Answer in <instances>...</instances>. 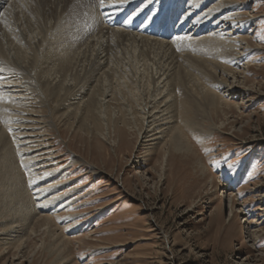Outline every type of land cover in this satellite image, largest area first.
<instances>
[{"label": "rangeland", "instance_id": "rangeland-1", "mask_svg": "<svg viewBox=\"0 0 264 264\" xmlns=\"http://www.w3.org/2000/svg\"><path fill=\"white\" fill-rule=\"evenodd\" d=\"M91 1L92 20L100 23ZM155 1L161 24L171 19L164 13L182 2L176 16L189 5L196 12L192 18L203 21L199 35L176 43L183 34H175L170 45L176 61L198 81L183 73L181 88H156L151 60L132 49L121 51L105 66L112 74L96 75L70 111L58 106L64 88H79L90 78L95 52L90 39L107 28L82 25L81 7L70 5L80 41L65 51L72 63L55 95L56 84L41 83L39 69L48 44L59 40L62 30L33 29L35 18L30 23L27 12L16 20L20 30L12 35L18 39L14 32L23 30L30 45L20 52L24 70L0 64V264H264V16L251 15L253 7L264 13V0ZM208 34H219L225 46L209 45ZM197 58L219 66H214L217 79L194 69L197 64L190 62ZM97 83L102 87L97 86L94 109L87 111L80 102L91 98ZM231 84L241 94L230 95ZM206 89L225 101L216 98V106L201 108L202 132L185 129L180 138L185 149L171 144L174 130L159 143L144 137L145 113Z\"/></svg>", "mask_w": 264, "mask_h": 264}, {"label": "bare ground", "instance_id": "bare-ground-1", "mask_svg": "<svg viewBox=\"0 0 264 264\" xmlns=\"http://www.w3.org/2000/svg\"><path fill=\"white\" fill-rule=\"evenodd\" d=\"M36 1H38V3H40V6L37 8H34L32 6V3L36 2ZM94 1L96 2V5L94 6V8L96 7L98 10L101 24L98 22L99 19L97 20V22H95V20H92V17H94V16H91L92 1L90 3V0H0V64L4 63V64H7L8 66L15 65L18 69L22 68L23 70L26 67L24 61L20 57V52L24 46L29 47L30 43H29V40H27L25 38V35H24L25 33H23V30H21L20 33H18L20 28L14 27V26H17L16 20L19 17L30 18V20H29L30 23L33 21V20H31V18L32 19L35 18L33 23H31V26L34 27L33 29H39V31L41 30L42 27L45 28L48 26H50L52 30H58L59 31V29H61L62 31L61 32L59 31V33L56 37L59 40L55 39L57 41L50 42L48 44L46 56L43 57V63L41 65V69H39L40 73H41V74H39L40 82L41 83L46 82L48 84H56L54 87H52V93H55V95H56V92L59 93L60 92L59 89H61V90L63 89L62 85H59L60 79H61V77H63L65 75V72L67 73L68 70H70V67H68L67 64L72 63L71 58H69L68 55L65 54L66 53L65 51H67V50L71 51L70 49H76L79 45V44H77V41H80V39H78L79 37L74 33L72 26H71L72 10H71L70 5L72 4L74 6H79L82 9V13H81L82 25H85V26L101 25L102 27L107 28V29L100 30L96 37H93L90 39L91 40L90 42L95 43L94 44V46H95L94 56L91 58L92 60L90 63V67L88 68V70L91 69L88 72L90 78L89 77L86 78L87 80H85L79 88H74V87L73 88H69V87L64 88L65 94H64V97L62 96L63 100L58 105L60 108L67 109V111H70L71 110L70 106L73 103H75L74 101H76V99L81 98V96L85 93V90L87 89L86 87L89 86V84L93 81V78L96 75H99L100 77L98 79H101V76L102 77L104 76V78H106V77H109L110 74H112L109 72V70L105 69V66H107L108 61H111V60H109V59H111L110 57L115 55V53H118L121 51L126 52V50H131V49L133 52H137L140 56H142L143 60H145V61L151 60L150 62L153 64V66H155L154 68L157 69L156 76L154 77V75H155V73H154V75L152 77L154 80L156 88L159 84H162V87L167 91H169V88L173 89V87L175 85H177V86H179V88H181L182 85L184 86V81L186 80L185 79L186 76L188 78L193 77L192 81H198L194 76L189 75V71L184 70L185 68L181 67L182 64H180L178 61H176V58H178V55H175L174 53H172L171 49H170V48H172V46H170V45L172 43H174L172 38L177 36V35L175 36V34H181V35L183 34V37H184L183 40L185 41V39H187L188 36H191L192 34H198V33L200 34L202 32L200 26L203 25V23H202L203 21H201V23H202L201 24L200 22L197 21L198 18H196V16H193V18H192L191 15L196 13V12H192L193 8L192 9L190 8L192 10L191 11L189 9V5H187V8H183V10L181 12H178L177 16H176L175 13L177 12V10L179 8L182 7L183 2L179 6H176L178 4V3H176V5H175L176 7H174V8L172 7L173 11L166 13V14L164 13L165 17H171V19H168V18H167V20L165 19L162 22V26H160L161 15H160L159 11H158L159 13L156 15V16H158V18L155 17V14L158 10V6L155 7V5L157 3L155 0H153V3L151 0H124V3L119 8H109V7L101 8L100 7V0H94ZM112 2H114V0H105L106 4L112 3ZM223 2H226V0H224ZM198 3H199V1H198ZM200 4H201V2H200ZM219 6L220 5H218V7ZM238 6L239 5H237V7ZM153 7H154V11H153ZM195 7H196V4H195ZM195 10L197 11V10H199V8L196 7ZM232 10H234L233 7H232ZM253 11H255L254 7L252 8V14H251L253 18L264 16V13L256 14ZM26 12L29 13V15H27V14L25 15ZM198 13L200 14V11ZM208 13H209V11H208ZM246 14L248 15V14H250V12L249 13L247 12ZM24 15H25V17H24ZM210 15L211 14H209V16ZM217 15L219 16V14H217ZM37 16H39V17H37ZM173 16L176 17V20L173 19ZM212 16H213V14H212ZM153 17H155V18L153 19ZM239 17H241V15ZM190 18H191V20H189ZM226 18H228V16ZM234 19H237V16ZM250 19H252V18H250ZM36 20H38V21H36ZM42 20L44 21L43 24H39V22H42ZM188 20L191 21V24H189L190 26H186V25H188ZM237 21H239V20H237ZM62 22L64 23L63 27L60 26V25H62ZM230 22H232V21H230ZM68 24L71 27V29L67 28ZM122 24H123L122 29H113V27H115V25H122ZM59 26H60V28H58ZM247 27H249V26H247ZM13 29H15L16 31L18 29V32H14L16 37L20 36L18 39L12 35L11 31ZM215 29H218V27ZM221 30H223V29H221ZM224 30H225V28H224ZM232 30H234V29H232ZM241 30H242V28H241ZM42 31H40V32H42ZM62 33H63V36H62ZM141 34H145L147 36H143ZM223 34L227 35L226 33H223ZM148 36H151V37H148ZM207 36L208 37L204 38V41H206V42L209 41V42H207L209 45H212V46L219 45V44L222 45L224 43V46H225L224 41L226 39L220 38L219 34H216L215 36L208 34ZM154 37H159V39H161V40L155 39ZM188 38H190V37H188ZM227 39H229V38H227ZM241 39L243 41L247 40L246 37L245 38L242 37ZM169 40L171 42H168ZM242 40H241V42H242ZM177 41L178 40H176V43H177ZM81 43H83V42H81ZM181 43H183V41ZM229 47L232 48V43L229 44ZM246 47H247V45H246ZM242 49H243V47H242ZM132 51H130V52H132ZM211 52H212V49H211ZM235 53H236V51H235ZM60 55H61V57H60ZM113 57H112V59H113ZM197 59H198V61H196V62H190L191 65L197 64V65H195V67L194 66H191V67H194V69L197 71H200V70L207 71V74H209V76L211 78L217 79V76L215 73V71H216L215 67L217 68L219 66L215 63H212L209 60H204V59H199V58H197ZM150 62H148V63H150ZM108 64H110V63H108ZM38 67H36V70H38L37 69ZM222 68H223V70L231 73L234 78H237L235 76V73L232 72L233 71L232 69L226 68L223 66H222ZM108 69H110V68H108ZM52 71H53V73H52ZM183 73L188 74V75L184 76V80L180 79V77H183ZM200 74L202 75L203 73H200ZM120 76L121 75H119V77ZM196 77H197V75H196ZM100 81L103 82V80H99V82ZM106 81H108V80H106ZM217 83H219V82H217ZM99 85L101 86L102 84L97 83L94 86L92 93H91V96H90L91 98H89L87 101L80 102V104L82 103L83 105L86 103L85 106L87 107L86 108L87 111H91L92 109H94V100L93 99H95L94 96L98 95L97 86H99ZM185 85H186V83H185ZM1 87H2V85H1ZM237 87H238L237 85L231 84L228 88L229 94L230 95L231 94H237L238 95L239 93L241 94V91H239L240 89H238ZM158 89H160V88H158ZM208 89H206L207 92L203 95L200 94L201 92L198 93L199 95L194 94L193 92L191 93L192 95H190V94L187 95L183 92L185 95H183L182 98L179 97L178 100L175 98L172 101H169V100H168V102L165 101L164 105L162 104L163 107L160 110H157L158 113L156 111L153 114L149 113V112L145 113L146 117H143V118H144V120L146 119L145 121L148 124L146 126L147 129L144 128V134H145L144 137L147 138V137L151 136V138H149L150 140L148 139L149 141H155V143L157 141L159 143V141L163 138V136L168 134V133H166L167 131L174 130V132H172V134L170 136L171 144L177 150L185 149L183 147V145L180 143L181 135H182V133H184L185 129L187 130L190 128L191 129L195 128L196 133L200 134L202 132L200 130L201 127H200V122H199V119H200L199 112H202L201 108L204 110L205 109L204 107H206L207 105L208 106H213V105L216 106L217 103L221 104L223 101H225V100L221 99L220 97H218L215 93H213V91H210ZM185 90H186V88H185ZM187 90H188V92H190L189 89H187ZM1 91H2V89H1ZM59 95L60 94H58L57 96H59ZM103 95H104V91H103L102 96ZM216 98L218 101L217 103L215 102ZM220 100H221V102H219ZM96 103L97 102H95V104ZM80 104H78V105H80ZM177 104H179V105H177ZM159 106H157L155 108L156 109L160 108ZM141 123L143 124V122H141ZM163 126H166V127H163ZM14 175H15L14 173L11 175L12 178L14 177ZM28 207H29L28 211L33 212V207H30V205ZM45 208H47V207H45ZM231 208H232V205H231ZM9 210L11 211V209H9ZM17 213H21V211L17 212ZM230 213H232V210ZM30 214H32V213H30ZM230 215L231 214H229V217H230ZM37 219H39V217ZM41 221L44 223V225H48V227H51L49 217L43 216V217H41ZM15 230H18V229H15ZM12 232H14V230ZM5 245H7V244H5ZM61 261H62V259H61ZM62 263H65L64 260L62 261Z\"/></svg>", "mask_w": 264, "mask_h": 264}, {"label": "snow or ice", "instance_id": "snow-or-ice-1", "mask_svg": "<svg viewBox=\"0 0 264 264\" xmlns=\"http://www.w3.org/2000/svg\"><path fill=\"white\" fill-rule=\"evenodd\" d=\"M124 3V0H114L112 3H105V0H100V7L119 8ZM177 40H183L184 37H177Z\"/></svg>", "mask_w": 264, "mask_h": 264}]
</instances>
